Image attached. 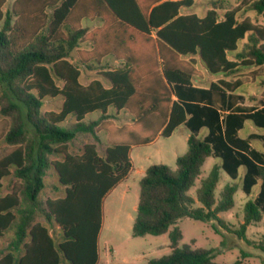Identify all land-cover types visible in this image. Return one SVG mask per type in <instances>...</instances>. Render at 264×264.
Instances as JSON below:
<instances>
[{
    "label": "trees",
    "instance_id": "1",
    "mask_svg": "<svg viewBox=\"0 0 264 264\" xmlns=\"http://www.w3.org/2000/svg\"><path fill=\"white\" fill-rule=\"evenodd\" d=\"M6 2L0 0V143L6 144L0 147V247L8 231L14 238L0 264H99L105 199L134 169L130 150L182 125L191 131L188 149L175 169L147 168L132 234L168 233L172 252L148 264H221L209 250L179 248L177 223L219 220L231 210L237 186L225 185L219 199L215 191L220 170L236 180L240 167L247 195L262 180L258 196L245 204L240 234L264 218V154L238 135L248 120L264 129V89L259 107L246 105L239 93L259 79L264 87V26L240 16L247 10L264 16V0H241L222 14L216 2L203 17L184 13L194 0H14L4 11ZM84 20L99 24L83 26ZM108 57L121 64L105 66ZM80 64L100 69L107 84L82 83ZM200 64L220 78L195 85L203 78ZM57 97L60 110L43 111L45 99ZM122 111L132 119L119 125ZM95 113L97 119L87 120ZM99 132L106 134L103 155ZM79 133L95 142L73 153ZM209 157L222 163L200 179ZM50 169L64 195L41 200ZM197 180L194 198L188 192ZM39 217L58 230L59 242Z\"/></svg>",
    "mask_w": 264,
    "mask_h": 264
},
{
    "label": "rangeland",
    "instance_id": "2",
    "mask_svg": "<svg viewBox=\"0 0 264 264\" xmlns=\"http://www.w3.org/2000/svg\"><path fill=\"white\" fill-rule=\"evenodd\" d=\"M14 0H7L3 10H8ZM241 0H194V5L185 9L184 13H195L200 17L205 16L208 9L212 8L214 3L222 2L220 13L233 8L239 4ZM242 18H249L253 23L264 26V16L258 15L255 11L247 10L240 15ZM2 23H0L1 28ZM83 25L92 26L88 20ZM244 43H239V49H242ZM74 63H78L77 58H73ZM105 66H114L111 60H105ZM81 78L84 84L90 83L93 79H100L105 84L106 81L98 75L100 69H88L85 65L80 64ZM203 74L201 86L208 87L212 81H216L219 76L212 75L203 65L200 64ZM58 84H61L58 82ZM264 87L261 85V79L254 83L245 85L239 93H242L246 102L253 107H259ZM62 98H47L44 101L43 111H58L62 105ZM98 117V113L90 116L88 120H94ZM69 122L73 119L69 118ZM119 125L129 121L126 116L122 115L117 119ZM254 129V130H253ZM258 132L264 134L263 128L256 127L252 121H247L240 136L245 137L250 132ZM208 132L203 129L199 132V136L203 137ZM191 131L182 125L177 128L174 133L168 137H158L152 144L146 146H136L131 149V158L134 163V169L128 178L119 186L105 202V227L99 239L100 246V262L99 264H148L151 260L168 255L172 252L170 247V238L168 233L164 235H146L143 237H134L132 234V226L136 217V210L140 196V181L145 176L146 170L153 164H164L173 169L176 168V158L183 155L188 149V137ZM100 142L98 144L99 153L103 155L105 148L106 134L99 132ZM95 142L90 134L79 133L70 145L73 153H81L85 143ZM6 146L1 142L0 147ZM257 150L264 153V141H254ZM218 162V163H217ZM221 164V159L209 157L206 159L200 179L209 175L215 165ZM245 167L239 169V179H232L226 172L220 170L219 182L215 191L216 197L219 199L220 191L227 184H235L237 191L234 196V207L219 215V220H197L193 218H183L178 221L177 226L182 232V239L179 242V248L189 246L191 249L209 250L214 261L221 264H235L241 261V264H264V218L250 225L243 235L240 234V227L244 222L245 204L254 199L255 194L260 191V185H255L252 195H247L242 189V178L245 174ZM12 177L4 180L3 194L10 190ZM200 181L197 180L188 192L189 195L196 198V190ZM64 195V188L58 183L57 177L52 169L47 173L46 186L42 191L40 198H57ZM201 204L196 201L195 207ZM39 220L46 224L57 242L60 241L58 230L49 224L44 218ZM14 238V232L8 231L1 240L0 254L9 246ZM246 255V256H245Z\"/></svg>",
    "mask_w": 264,
    "mask_h": 264
},
{
    "label": "crops",
    "instance_id": "3",
    "mask_svg": "<svg viewBox=\"0 0 264 264\" xmlns=\"http://www.w3.org/2000/svg\"><path fill=\"white\" fill-rule=\"evenodd\" d=\"M184 11H185V10H184ZM84 21H85V20H84ZM84 21H83V22H84ZM89 24H92V26H89V27H93V26H95V25H98L99 22H98V21H94V22H90V21H89ZM83 26H84V25H83ZM86 26H88V25H86ZM105 60H106V61H107V60H111V61H113V62L115 63L114 66H119V65L121 64L120 62L114 60V59L111 58V57H108V58L104 59V60H103V63H104ZM81 75H82V74H81ZM202 80H203V78H201V79H195V80H194V84L197 85V86L203 87V86H201V84H202V83H201ZM212 82H214V81H212ZM210 84H211V83H210ZM210 84H209V85H210ZM245 104L248 105V106H252V105H250V104H248V103L246 102V98H245ZM109 112H110V113H113L114 110L110 109ZM122 115L126 116L127 119H129V121H127V122H130V121H131V119H132L131 115H130L129 113H127V112H123V111L119 113L117 119H119L120 117H122ZM91 116H92V115H91ZM98 117H99V114H98ZM98 117H97V118H98ZM89 118H90V116L87 117V120H88ZM97 118H96V119H97ZM117 119L115 120L116 122H118ZM248 121H250V120H248ZM127 122H125V123H127ZM246 122H247V121H246ZM246 122H245V125H246ZM253 124H254V123H253ZM245 125H244V127H245ZM255 126H256V125H255ZM244 127H243L241 130H243ZM256 127H257V126H256ZM258 128H259V127H258ZM202 130H203V129H202ZM202 130H201V131H202ZM241 130H240V131H241ZM253 130H254V129H253ZM240 131L238 132L239 137H241V136H240ZM207 133H208V132H207ZM207 133H206V134H207ZM206 134H205V135H206ZM254 134H256V135H260V136H264V134L258 133V132H256V131H255V132H254V131H253V132L251 131V132L248 133L245 137H241V138H243V139H250V145H251V147L254 148V149H256L255 146H254V141H256V140H263V139H251V136L254 135ZM205 135H204V136H205ZM204 136H203V137H204ZM263 141H264V140H263ZM256 150H257V149H256ZM258 151H259V150H258ZM259 152H261V151H259ZM130 153H131V150H130ZM261 153H263V152H261ZM263 154H264V153H263ZM130 156H131V155H130ZM178 157H179V156H178ZM178 157H177V158H178ZM177 158H176V160H177ZM214 158H215V157H214ZM217 159H219V158H217ZM217 163H218V162H217ZM221 163H222V161H221ZM220 165H221V164L219 163L218 166H220ZM245 170H246V168H245ZM245 173H246V171H245ZM244 175H245V174H244ZM243 178H244V176H243ZM243 178H242V181H243ZM237 179H239V176H238ZM237 179H236V180H237ZM122 184H123V182H122L121 184H119L115 189H113V190L111 191V193H110L108 196H110V195H111V194H112V193H113V192H114L119 186H121ZM258 184L260 185V190H261V184H262V180H261V179L258 180L257 185H258ZM252 190H253V189H252ZM259 192H260V191H259ZM259 192H258L257 194H255L254 199L258 196ZM250 195H252V192H251ZM108 196H107V197H108ZM107 197H106V199H107ZM106 199H105V202H106ZM252 200H253V199H252ZM134 220H135V219H134ZM104 227H105V203H104V224H103V227H102V230H101L100 236H101V234H102V231H103ZM132 228H133V226H132ZM163 235H164V234H163ZM99 239H100V238H99Z\"/></svg>",
    "mask_w": 264,
    "mask_h": 264
}]
</instances>
